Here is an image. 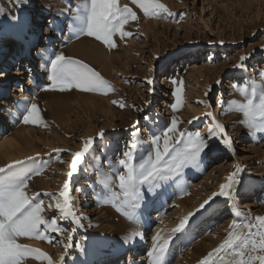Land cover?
Masks as SVG:
<instances>
[{
  "label": "rangeland",
  "instance_id": "rangeland-1",
  "mask_svg": "<svg viewBox=\"0 0 264 264\" xmlns=\"http://www.w3.org/2000/svg\"><path fill=\"white\" fill-rule=\"evenodd\" d=\"M81 2L0 0V32L9 16L22 14L34 19L42 5L45 9L38 32L41 43L31 51L32 59L23 58L8 71L7 97L0 104V167L24 160L40 172L31 176L26 191L38 193L35 199L44 201L45 219L59 216L58 210L47 207L56 201L46 193L59 194L69 180L72 153L81 151L88 138H95L90 154L70 179L69 195L79 225L57 219L68 231L48 233L51 243L29 238L18 242L41 249L54 264H93L98 257L107 256H112L110 264H149L148 252L153 237L159 234L160 243L170 237L167 264H201L227 239L233 221L255 222V217H264V132L251 131L240 122L243 116L239 111L228 109V102L246 99L235 85L258 88L264 84V0H161L173 15L158 18L145 16L132 0H119L139 19L125 26L133 33L131 37H114L117 47L113 49L87 35L77 38L74 20ZM2 47L0 33L1 71ZM14 47L11 45L12 50ZM48 49L54 58L63 53L87 63L114 90L107 94L75 88L60 91L52 87L51 74L46 82L48 74L44 72L39 80L42 87L35 94L32 77L37 76L42 63L38 53ZM241 56L247 57L243 68L236 67ZM164 76L172 86L163 85ZM177 88L181 104L174 110ZM26 98L38 105L46 125L24 126L19 117L13 121V105L21 103L24 116ZM208 113L224 126L231 148L221 137L209 138L214 121ZM173 118L180 131L200 132L208 147L172 179L160 182L151 192L145 188L137 220L130 221L108 202L98 179L106 173L112 178L113 190L119 192L116 177L123 169L118 161L127 146L137 140L139 163L142 155L154 153V137L171 126ZM101 131L103 138L98 136ZM28 157L35 159L28 161ZM238 167L241 171L234 198L216 197L200 209ZM189 213L194 215L185 230L173 233ZM70 232L72 238L65 247L60 241ZM133 232L141 235L129 240ZM25 264H47V260L28 258ZM211 264H220L219 258L214 255Z\"/></svg>",
  "mask_w": 264,
  "mask_h": 264
},
{
  "label": "snow or ice",
  "instance_id": "snow-or-ice-1",
  "mask_svg": "<svg viewBox=\"0 0 264 264\" xmlns=\"http://www.w3.org/2000/svg\"><path fill=\"white\" fill-rule=\"evenodd\" d=\"M145 16L158 18L162 15H173L161 0H132ZM137 13L127 4L121 6L119 0H82L78 7V12L74 20L77 38L80 35H87L102 42L109 49L117 47L114 37L118 34L121 39L131 37L132 32L125 30V26L130 21L138 20ZM246 56H241V63L236 67H244L243 61ZM51 79L54 82L52 87L60 91L71 90L73 88L85 92H101L107 94L114 90L106 79L93 67L87 63L75 60L60 53L51 60ZM264 77V73H261ZM149 83H152L149 80ZM176 83V81H173ZM234 87L246 97L241 101L228 102V109L239 111L243 119L240 121L244 126L253 132H264V84L257 87L248 85H235ZM177 101L172 105L177 109L181 104L180 89L176 90ZM28 107L23 116V122L28 124H45L42 119L38 105L28 101ZM119 103L124 107L123 102ZM224 106V102H219ZM209 128V138L221 137L226 147L231 148V139L222 124L215 121ZM191 123V121H190ZM171 134V135H170ZM103 131L98 136L103 138ZM135 136V134H133ZM95 138H88L84 142L81 151L72 153L74 159L71 164V170L67 173L69 180L65 181L62 190L58 195L46 193L48 197L54 199L55 204H49L48 208H55L59 216L51 219H45L43 212L45 205L43 200L35 199L39 194L29 195L27 188L29 180L33 174L39 175L38 170L32 169L27 161L17 160L12 164L0 167V264H25L28 258L37 260H47V264H54L52 258L39 248H33L29 245L19 243L21 238L40 239L52 242L48 233H63L68 231L61 228L57 219L71 220L79 225L80 217L73 205L69 195L70 179L74 173L79 170V166L84 162L92 150ZM154 153L147 156L142 155L139 163L136 162V154L140 150V145L136 139L127 146L123 157L118 161L122 172H118L116 177L118 181L119 192L112 188V178L106 173H101L98 183L107 193L108 202L116 207L130 221L137 220V210L140 208L144 199L143 190L146 188L149 192L159 186L160 182L173 178L174 174H179L180 170L189 163L195 162L204 149L208 147L207 140L200 132L193 134L185 133L179 130L178 121L173 118L171 126L167 127L160 136L154 137ZM179 145V147H177ZM55 151H62L57 149ZM35 158L28 157V161H34ZM241 171L239 167L236 172L230 174L228 182L220 185V191L214 192L200 205V209L205 208L216 197L226 199L234 198L233 193L237 184H239L238 174ZM199 211V209H197ZM194 213H189L172 230L173 233H181L185 230L190 217ZM255 222L245 221L238 223L233 221L231 230L227 239L213 252L205 257L201 264H211L215 255L219 258L220 264H264V217H255ZM246 229V231H245ZM73 228L71 232H74ZM71 232L65 240L60 241L68 247V241L71 240ZM139 232H133L128 237L134 240L140 236ZM160 236L153 237V246L148 252L149 264H167L166 254L169 247V238H165L160 243ZM225 256L230 257L225 260Z\"/></svg>",
  "mask_w": 264,
  "mask_h": 264
},
{
  "label": "bare ground",
  "instance_id": "bare-ground-1",
  "mask_svg": "<svg viewBox=\"0 0 264 264\" xmlns=\"http://www.w3.org/2000/svg\"><path fill=\"white\" fill-rule=\"evenodd\" d=\"M44 0H41V3H43ZM39 11V10H38ZM9 14V13H8ZM45 14V9L43 8L40 10V12L34 17V19H31L27 15H19V16H14L11 15L9 16L4 24L3 29L1 30V35H2V44H3V53L4 55L1 57L3 61V67L2 71L0 72V104L1 101L5 102L4 98L7 97V79H8V71H10L13 66L19 64L23 58H28V60L32 59L34 54H32V50L38 49L36 41H37V35H38V45L41 43V34H39V30L41 29V25L43 22V15ZM35 27L34 29H32ZM32 30V31H31ZM13 42V43H12ZM12 43V44H11ZM36 44V45H35ZM14 47L13 45H16L14 50L11 49ZM10 46V49H9ZM76 48V47H74ZM81 48V47H80ZM76 51V50H75ZM12 52V53H11ZM70 52H74V50H71ZM22 53L25 54V56H22V59L17 61L18 59V54ZM9 55L10 58L8 57ZM40 56L42 63H41V68L38 70L37 76L32 77V81L34 83V93H38L42 87L41 81L43 78V73L47 72L48 78L46 82L49 80V75L51 74V60L54 59L52 49L46 50L43 53H38ZM8 58V61L6 59ZM5 62V63H4ZM188 70H190V67H187ZM17 71L16 74H18ZM15 78V77H10ZM164 86H172V83L169 79L168 76H164ZM45 82V80H44ZM39 99V98H38ZM38 99L36 101H38ZM24 102V101H23ZM22 102V103H23ZM26 102V100H25ZM11 106V105H9ZM22 104L21 103H15L11 109L14 115L13 121H17L18 117L20 118L19 121H22L24 126L27 125H32V123H24L23 122V116L20 114L22 111ZM9 108V107H8ZM16 148V147H15ZM12 150V149H11ZM10 151V150H9ZM163 243V242H161ZM98 254V253H97ZM100 256V255H98ZM112 256H107V257H98V260L94 262L93 264H110Z\"/></svg>",
  "mask_w": 264,
  "mask_h": 264
}]
</instances>
